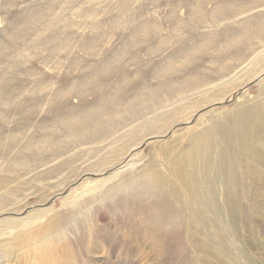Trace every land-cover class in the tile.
I'll list each match as a JSON object with an SVG mask.
<instances>
[{"label":"rangeland","instance_id":"1","mask_svg":"<svg viewBox=\"0 0 264 264\" xmlns=\"http://www.w3.org/2000/svg\"><path fill=\"white\" fill-rule=\"evenodd\" d=\"M220 1L203 0V18L189 23L197 0H128L126 4L0 0V84L11 81L14 86V94L4 97L6 105L0 104V199H5L0 206V264H205L191 247L186 229L165 222L167 209L151 211L138 199L123 200L112 190L152 167L153 147L172 143V153L177 152L186 139L181 145L175 140L184 131L208 125L206 115L260 94L264 74L254 81L249 76L264 69V34L253 33L245 44L254 43L258 59L235 71L215 91L228 92L248 82L221 102L192 113L215 92L198 94L184 85L186 77L195 83L215 74L211 61L216 52L212 47L196 48L197 43L226 26L240 30L243 20L264 22V0H254L256 6L248 5L249 0H224L233 6V13L216 19L212 13ZM27 15L37 17V24L18 40L11 39L12 25ZM142 24L149 29L140 36L137 30ZM237 62L224 59L225 67ZM101 66L112 71L99 78L101 90L96 91L90 76ZM162 69L168 73L157 75ZM17 75L20 85L14 82ZM164 84L169 85L168 93L183 95L181 118L170 129L158 127L148 136L151 133H145L144 126L170 110L177 99L134 98L145 87ZM118 85L126 91L122 98L113 94ZM64 88L70 89L69 95L57 101V92ZM106 97L117 101L98 123L89 124V134L70 136L61 120L80 118L86 107L102 106ZM29 105L36 107L30 111ZM49 140L53 145H47ZM31 145H40L43 151L30 152ZM15 161L29 166L13 169L10 164ZM158 163L167 173L166 160ZM98 183L101 187L94 188ZM74 196H78L74 207L64 205ZM228 212L224 208L215 217L226 227L227 255L239 256L242 264H264V208L244 215L240 223L228 218ZM212 230L207 229V236ZM206 241L217 248L211 239ZM57 247H61L58 252Z\"/></svg>","mask_w":264,"mask_h":264},{"label":"bare ground","instance_id":"2","mask_svg":"<svg viewBox=\"0 0 264 264\" xmlns=\"http://www.w3.org/2000/svg\"><path fill=\"white\" fill-rule=\"evenodd\" d=\"M127 1L121 0L122 4H126ZM249 1L248 5L256 6L254 0ZM202 5L203 0H197L196 8L191 9L189 13V23L203 18L204 11ZM244 8L245 11H243ZM242 9V12L245 13L247 8L244 6ZM232 13L233 6L221 0L216 5V9L212 15L218 19L223 15L230 17ZM16 21L10 30V37L14 40H18L24 36L32 26L37 24L38 19L37 17L33 18V15L32 17L27 15L23 19V22L18 21V19ZM239 27L240 30L235 29L234 26H226L221 32L212 34L200 43H197L196 48L212 47L216 52L211 61V65L213 66L211 69L215 74L205 75V79L201 78L195 83L186 77L184 81L186 87L194 88V91L198 94H208L218 90L235 71L243 69L252 63L254 64L258 59L255 58L257 55L253 52L255 45L251 43L246 47L245 43L250 41L248 39L253 33H258L260 34L259 36L264 34V22L262 19H259L257 23L243 20L239 23ZM148 29L149 26L147 24H142L139 26L137 34L141 36ZM261 52H264V49ZM225 58L238 60L239 62L231 67H225ZM169 69L173 71V68L170 67ZM111 71L109 66H101L95 70L90 76L93 79V83H91L92 89L96 91L101 90L99 78L102 75H109ZM167 73L168 70L162 69L157 71V75H165ZM263 74L264 69L250 75L249 78L252 77L250 80L254 81ZM17 76L14 77V82L20 85L21 80ZM255 76L257 77L254 78ZM128 77L129 75L124 73V80H127ZM247 82L232 88L228 92H223L222 90L218 93L215 91L211 95L212 97H206L202 103L196 105L192 113L204 106L221 102L229 94L244 87ZM10 83L12 82L7 81L0 84V104L2 105H6L4 97L14 94L11 89L14 86H10ZM259 84L258 90L260 94L255 99L251 101L244 99L242 104L236 105L229 110L219 109L213 111L211 112V117H207L206 115V118H208L207 122H209L208 125H205L199 130L198 128L197 130L195 128L189 131L186 130L187 132L184 131L183 135L178 136L179 138L175 141H179L183 137L186 139L185 144L179 151L172 153V150H174L172 148V150L170 149L172 143H164L160 145L162 146L161 148L160 146L158 148L152 146L153 155L150 153L152 159L148 156L151 160L152 167L145 170V177H143L144 175L133 176L132 180L130 179L128 182L122 183L118 189L114 188L112 190V193L115 195L120 194L123 200L131 201L138 199V202L141 201L143 205H147L151 211H158L159 208L167 209L165 222L176 225L177 227H184V230L186 229V236L192 245L191 247H194V252L203 256L202 258L205 259V264H208L210 260L214 264H242L239 262V256L234 255L229 257L227 255L229 251V239L225 232L226 227L219 225L215 220L219 212L224 208L227 209L229 211L228 218L231 219L232 216V218L234 217V221L240 223L242 220H245L243 219L244 215H250L252 212L257 211V209L261 210V208H264V78L261 79ZM13 89L15 90V88ZM69 92V88L60 89L55 99L57 101L64 100L69 95ZM80 92L85 94L84 90ZM168 92L169 85L166 84L164 86H158L156 89H147L145 87L144 92L134 98V100L142 101L145 95L157 99L163 97V95H167V98L169 96L177 99L175 104L170 107V110H167L166 113L159 115L157 119L144 126V132L151 133L148 136H152V133H157L159 130L158 127H161L160 129H170L181 118L180 114L183 108V102H185L182 100L183 95L181 96L172 91V93ZM125 93L126 91L119 85L113 89V94L119 96V98H122ZM113 101H117L115 97L112 99L106 97L102 106L92 105L86 107L80 113V118L73 119V121L61 120L60 123L65 127L70 136L82 137L85 134H89V124L98 123L100 115L108 110V106L115 104ZM30 104H33V102ZM35 107L36 105H29L28 109L31 111ZM172 111L174 112L170 114ZM111 120L115 121L114 119ZM49 141L46 142L47 145L49 143L53 145V141ZM127 150L130 151V148ZM28 151L40 153L43 151V147L40 145H31ZM161 158L166 160L165 168L169 175L167 173L164 174L158 168V161ZM28 164L15 161L10 166L12 165L11 167L13 169L26 168L29 166ZM113 178H118V175ZM101 185L102 183H98L94 188H100ZM88 192L89 190L86 193ZM3 201L5 199H0V206L5 205ZM77 201L78 196H74L73 199L65 201L64 205L74 207ZM6 222L16 223L12 220H7ZM158 223H160V219ZM160 227L162 226L160 225ZM209 228H213V230L207 236V229ZM207 239H211L217 248L212 247L206 241ZM61 242L63 241L61 240ZM50 245L53 247V244L50 243ZM59 248L56 252L59 251ZM241 253L242 251H240ZM194 262L197 261L195 260Z\"/></svg>","mask_w":264,"mask_h":264}]
</instances>
